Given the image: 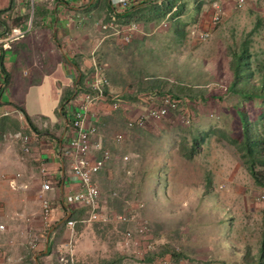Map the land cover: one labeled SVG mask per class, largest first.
I'll return each mask as SVG.
<instances>
[{
	"label": "crops",
	"instance_id": "obj_1",
	"mask_svg": "<svg viewBox=\"0 0 264 264\" xmlns=\"http://www.w3.org/2000/svg\"><path fill=\"white\" fill-rule=\"evenodd\" d=\"M215 1L229 7L230 0H130L118 13L115 29L102 30L117 0H0V36L10 29L24 32L0 53V224L7 228L0 236V249L11 256V262L6 263L0 255V264H55V253L69 251L76 259L100 256L102 248L92 230L86 231L89 226L85 231L75 228L77 244L71 250L68 245L66 219L82 217L83 209L76 207L69 213L62 201L79 189L69 163L61 156L73 135L67 115L90 92L89 80L94 68L100 66L107 86L104 97L89 106L86 119L87 125L97 128L90 139L89 157L94 160L105 150L114 152L117 145L111 136L126 130L125 118H138L142 94L165 85V79L175 78L188 92L221 82L224 75L209 65L212 50L205 49L202 42L207 39L201 38L214 29L210 14ZM129 24H135L136 30L125 42L123 34L115 31ZM189 59L203 66L198 82L179 80L174 74L175 64ZM227 79L230 86L232 77ZM146 81L145 87H132ZM115 97L120 101L118 111L112 109ZM237 102L225 103L236 118ZM261 109L255 116L258 124L264 120L263 106ZM17 131L29 136L28 153L20 143L7 139ZM132 136L127 134L126 140H141ZM113 157L114 153L103 171L92 178L98 188L109 169L123 164ZM46 182L50 190L42 192ZM43 199L53 205L49 228L41 221ZM24 238L37 242L31 253L21 244L9 245ZM104 258L100 264H120L122 259Z\"/></svg>",
	"mask_w": 264,
	"mask_h": 264
},
{
	"label": "rangeland",
	"instance_id": "obj_2",
	"mask_svg": "<svg viewBox=\"0 0 264 264\" xmlns=\"http://www.w3.org/2000/svg\"><path fill=\"white\" fill-rule=\"evenodd\" d=\"M228 3L226 7L219 2L222 12L216 24L212 11L210 24L214 29L202 42L207 51L212 50L209 65L224 75L221 82L188 92L175 78H169L165 85L140 97L139 116L161 97L170 95L189 109L190 123L185 125L176 113H169L148 120L141 128L129 129L125 118L127 131L111 136L117 146L114 152L105 151L110 153V160L114 153L113 161L123 164L109 169L101 179L102 188L95 185L99 209L107 215H125L129 222L104 228L90 225L86 231L92 230L99 240L100 256L74 257L76 264H100L105 256L121 257L120 264H244L246 254L258 258L264 242V203L260 201L264 165L256 164L251 175L240 149L239 120L225 105L236 99L235 109L253 121L258 104L230 94L227 77H232V55L241 51H245L253 71L251 83L264 76V0H243L240 6L238 0ZM174 69L179 80L202 79L200 61L189 59L175 64ZM147 82L132 87H145ZM149 132L154 136L149 137ZM257 132L264 138V120ZM124 133L131 137L136 134L141 140H126ZM135 153L139 156L134 158ZM139 226L146 230L134 237ZM86 227L75 228L85 231ZM127 231L132 238L125 241ZM55 254L54 263L61 264L59 259L65 254Z\"/></svg>",
	"mask_w": 264,
	"mask_h": 264
},
{
	"label": "built area",
	"instance_id": "obj_3",
	"mask_svg": "<svg viewBox=\"0 0 264 264\" xmlns=\"http://www.w3.org/2000/svg\"><path fill=\"white\" fill-rule=\"evenodd\" d=\"M130 0H117L116 8L109 13L108 21L101 26L102 30L115 29L118 18L117 15L120 11L126 9L129 6ZM239 6L243 3V0H238ZM214 15L213 23L216 24L219 21L221 15V7L218 2H214L213 5ZM170 15L166 16V19ZM136 30L135 24H129L120 30L115 31V34H123L125 42H129L130 35ZM24 32L19 29H10L5 31L0 36V53L5 51L9 46V43L17 39H21ZM209 35L207 33L202 35V39H207ZM4 45V46H3ZM90 92L87 93L82 101L77 103L73 111L67 115L68 126L73 132V135L68 139L66 146L62 149V158L69 163L70 171L73 177L79 184V189L76 192L65 195L62 199L63 204L66 206L69 213L72 209L80 208L83 209L82 217L78 219L68 218L66 219V227L70 230L69 244L70 250L72 248L71 243L75 239L74 229L77 225H98L102 228L113 224H126L129 219L125 215H107L99 209V191L95 184L92 182L93 176L97 175L109 162L111 155L108 151H103L100 157L90 160V139L97 133V128L94 125H87V113L89 106L97 99L104 97V88L107 86V80L102 74V68L95 67L93 76L89 80ZM112 108L118 109L120 101L117 97L112 98ZM169 113H176L181 123L188 125L191 121V113L189 109L181 105L176 99L170 95H165L156 104H152L149 108H146L142 115L135 120H129L127 127L141 128L145 125L148 120H155L158 118L166 117ZM12 142L20 143L25 153L29 152V136L25 135L21 131L14 132L7 136ZM120 137H116V141H119ZM126 160V158H124ZM49 183H44L41 186V191H49ZM260 201L264 203V195L260 197ZM40 216L41 221L45 228L50 227L51 217L53 212V205L51 201L43 199L40 203ZM146 228L139 226L134 232L135 236H141L145 232ZM7 228L0 224V236L6 234ZM23 236V235H21ZM132 238L131 232L127 231L124 234L125 241ZM35 240H29L24 238L22 242L10 241L9 245L16 247L17 244H21L26 252L31 253L35 250L37 244ZM0 255L6 263L11 262V256L6 253ZM59 262L61 264H76L71 251L68 254L60 257Z\"/></svg>",
	"mask_w": 264,
	"mask_h": 264
},
{
	"label": "trees",
	"instance_id": "obj_4",
	"mask_svg": "<svg viewBox=\"0 0 264 264\" xmlns=\"http://www.w3.org/2000/svg\"><path fill=\"white\" fill-rule=\"evenodd\" d=\"M230 70L232 73V83L229 86L228 92L243 100H254L258 104L257 109L252 114L254 117L253 121L248 119V115L244 111H237L238 120L242 129L240 149L246 159L245 162L248 165V170L251 175H254V166L256 164L264 165V138L257 132L258 123L255 120L257 113L262 110L261 106L264 108V76H261L257 83H251L253 71L250 69L249 60L245 51L232 55ZM187 156L190 157L191 153ZM244 264H264V242L260 247L258 259L255 261L254 258H250L246 254Z\"/></svg>",
	"mask_w": 264,
	"mask_h": 264
}]
</instances>
